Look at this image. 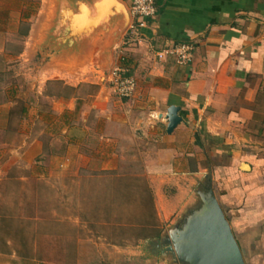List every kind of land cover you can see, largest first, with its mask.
I'll return each instance as SVG.
<instances>
[{
	"label": "crops",
	"instance_id": "1",
	"mask_svg": "<svg viewBox=\"0 0 264 264\" xmlns=\"http://www.w3.org/2000/svg\"><path fill=\"white\" fill-rule=\"evenodd\" d=\"M93 1L42 0L40 16L50 19L36 36L35 26L23 34L29 20L19 0H0V175L38 162L43 172L109 173L121 171L118 159L141 157L166 226L161 241L212 187L246 263L264 264V130H254L264 99V0H159L137 31L131 15L84 36L56 30L61 8ZM118 1L130 12L135 0ZM183 44L194 47L190 64L159 57ZM116 68L137 80L133 98L111 87ZM171 107L182 122L169 134Z\"/></svg>",
	"mask_w": 264,
	"mask_h": 264
},
{
	"label": "rangeland",
	"instance_id": "2",
	"mask_svg": "<svg viewBox=\"0 0 264 264\" xmlns=\"http://www.w3.org/2000/svg\"><path fill=\"white\" fill-rule=\"evenodd\" d=\"M19 2L29 20L23 34L35 26L40 36L50 19L40 16L42 0ZM259 107L255 131L264 130V99ZM118 160L121 171L109 173L43 172L38 162L0 175V264H182L168 249L170 235L155 238L166 226L142 158Z\"/></svg>",
	"mask_w": 264,
	"mask_h": 264
},
{
	"label": "water",
	"instance_id": "3",
	"mask_svg": "<svg viewBox=\"0 0 264 264\" xmlns=\"http://www.w3.org/2000/svg\"><path fill=\"white\" fill-rule=\"evenodd\" d=\"M122 15L124 23L130 21V12L118 0H94L92 5H80L76 12L57 14L56 30L70 29L76 36H84L86 29L95 32L109 18ZM90 24L89 28H86ZM62 47H73L63 40ZM76 46V45H75ZM80 51L84 45L76 46ZM180 109L171 107L168 112V133L172 134L182 122ZM204 205L188 219L184 227L171 236L170 252L182 264H247L232 230L230 221L218 202L212 187L203 194Z\"/></svg>",
	"mask_w": 264,
	"mask_h": 264
},
{
	"label": "built area",
	"instance_id": "4",
	"mask_svg": "<svg viewBox=\"0 0 264 264\" xmlns=\"http://www.w3.org/2000/svg\"><path fill=\"white\" fill-rule=\"evenodd\" d=\"M159 0H135L130 8L133 23L131 30L137 31L147 25V21L157 15V3ZM194 47L183 44L172 50H166L159 54L160 58L174 56L178 64L188 65L193 60ZM109 83L115 94L122 100L131 99L137 91V80L127 75V71L116 68L110 75Z\"/></svg>",
	"mask_w": 264,
	"mask_h": 264
},
{
	"label": "trees",
	"instance_id": "5",
	"mask_svg": "<svg viewBox=\"0 0 264 264\" xmlns=\"http://www.w3.org/2000/svg\"><path fill=\"white\" fill-rule=\"evenodd\" d=\"M157 6H158V3H157ZM129 76V75H128ZM161 237V232H158L156 235H155V238L156 239H159Z\"/></svg>",
	"mask_w": 264,
	"mask_h": 264
}]
</instances>
